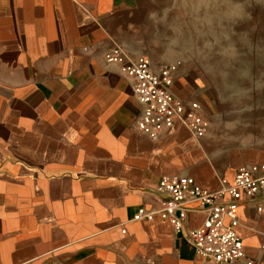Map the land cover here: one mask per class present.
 Here are the masks:
<instances>
[{
  "label": "crops",
  "instance_id": "1",
  "mask_svg": "<svg viewBox=\"0 0 264 264\" xmlns=\"http://www.w3.org/2000/svg\"><path fill=\"white\" fill-rule=\"evenodd\" d=\"M131 8L0 0V264H214L186 240L206 219L197 200L184 202V232L134 216L158 210L162 179L216 193L241 167L264 166V149L226 147L209 132L197 141L180 124L156 142L137 130L132 83L104 59L115 47L140 57L125 41ZM172 93L209 116L191 80L175 74ZM238 216L246 256L264 264V189Z\"/></svg>",
  "mask_w": 264,
  "mask_h": 264
},
{
  "label": "rangeland",
  "instance_id": "2",
  "mask_svg": "<svg viewBox=\"0 0 264 264\" xmlns=\"http://www.w3.org/2000/svg\"><path fill=\"white\" fill-rule=\"evenodd\" d=\"M126 42L208 100V132L226 147L264 149V0H129Z\"/></svg>",
  "mask_w": 264,
  "mask_h": 264
},
{
  "label": "built area",
  "instance_id": "3",
  "mask_svg": "<svg viewBox=\"0 0 264 264\" xmlns=\"http://www.w3.org/2000/svg\"><path fill=\"white\" fill-rule=\"evenodd\" d=\"M104 59L109 65L120 66L122 73L132 83L133 96L143 107L135 121V127L142 135L156 142L176 124H180L197 141L206 136L209 124L200 115V105L185 103L172 93L179 64L162 66L156 72L148 58L131 59L121 47L106 53ZM221 184L220 191L210 193L193 178H164L155 190L160 197L158 210L140 208L134 220L153 222L159 219L170 223L177 232H184L189 214L184 202L188 199L197 200L206 219L200 227L185 234L197 256L214 264H255L246 256L238 234V209L243 200L254 199L264 189V166L241 167L232 183L222 179ZM258 212H263L262 206Z\"/></svg>",
  "mask_w": 264,
  "mask_h": 264
}]
</instances>
